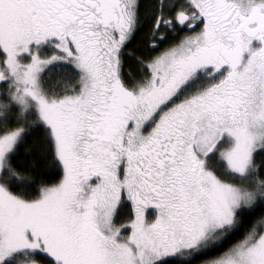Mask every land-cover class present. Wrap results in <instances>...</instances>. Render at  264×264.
Segmentation results:
<instances>
[{
	"label": "snow or ice",
	"instance_id": "6c2138e0",
	"mask_svg": "<svg viewBox=\"0 0 264 264\" xmlns=\"http://www.w3.org/2000/svg\"><path fill=\"white\" fill-rule=\"evenodd\" d=\"M0 264H264V0H0Z\"/></svg>",
	"mask_w": 264,
	"mask_h": 264
}]
</instances>
